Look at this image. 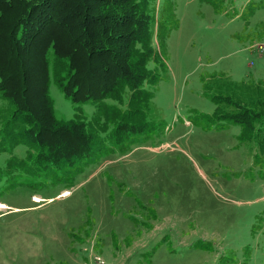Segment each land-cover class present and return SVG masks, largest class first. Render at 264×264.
Returning a JSON list of instances; mask_svg holds the SVG:
<instances>
[{
	"label": "rangeland",
	"instance_id": "374dc122",
	"mask_svg": "<svg viewBox=\"0 0 264 264\" xmlns=\"http://www.w3.org/2000/svg\"><path fill=\"white\" fill-rule=\"evenodd\" d=\"M149 5L147 129L117 144L108 124L87 160L49 171L0 148V264H82L91 242L109 264H264V126L215 115L264 93V0ZM49 94L58 119L97 129L95 105Z\"/></svg>",
	"mask_w": 264,
	"mask_h": 264
},
{
	"label": "trees",
	"instance_id": "16d2710c",
	"mask_svg": "<svg viewBox=\"0 0 264 264\" xmlns=\"http://www.w3.org/2000/svg\"><path fill=\"white\" fill-rule=\"evenodd\" d=\"M149 3L0 0V100L7 104L0 148L10 155L7 167L49 171L83 162L108 124L117 144L145 132L153 94L144 85L159 80L148 68L156 56ZM51 81L74 105H95L100 127L91 129L81 110L72 119H58ZM225 103L215 115L242 126L241 133L264 126V93ZM18 146L26 149L21 159L12 156Z\"/></svg>",
	"mask_w": 264,
	"mask_h": 264
},
{
	"label": "built area",
	"instance_id": "2783aa9c",
	"mask_svg": "<svg viewBox=\"0 0 264 264\" xmlns=\"http://www.w3.org/2000/svg\"><path fill=\"white\" fill-rule=\"evenodd\" d=\"M86 248L83 249L86 252V257L83 259L82 264H109L99 254L94 253L93 251L94 243L93 242L89 244V253H87Z\"/></svg>",
	"mask_w": 264,
	"mask_h": 264
},
{
	"label": "crops",
	"instance_id": "0c3cea01",
	"mask_svg": "<svg viewBox=\"0 0 264 264\" xmlns=\"http://www.w3.org/2000/svg\"><path fill=\"white\" fill-rule=\"evenodd\" d=\"M65 193H67V192H65ZM65 193H63V194H65ZM37 200V199H36Z\"/></svg>",
	"mask_w": 264,
	"mask_h": 264
},
{
	"label": "bare ground",
	"instance_id": "6f19581e",
	"mask_svg": "<svg viewBox=\"0 0 264 264\" xmlns=\"http://www.w3.org/2000/svg\"><path fill=\"white\" fill-rule=\"evenodd\" d=\"M65 194H67V193H65ZM39 200V199H38ZM2 205V204H1Z\"/></svg>",
	"mask_w": 264,
	"mask_h": 264
}]
</instances>
